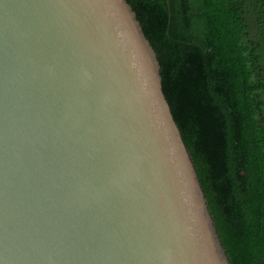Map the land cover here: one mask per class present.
I'll return each mask as SVG.
<instances>
[{
    "label": "water",
    "instance_id": "1",
    "mask_svg": "<svg viewBox=\"0 0 264 264\" xmlns=\"http://www.w3.org/2000/svg\"><path fill=\"white\" fill-rule=\"evenodd\" d=\"M0 264H230L126 0H0Z\"/></svg>",
    "mask_w": 264,
    "mask_h": 264
},
{
    "label": "trees",
    "instance_id": "2",
    "mask_svg": "<svg viewBox=\"0 0 264 264\" xmlns=\"http://www.w3.org/2000/svg\"><path fill=\"white\" fill-rule=\"evenodd\" d=\"M230 264H264V0H126Z\"/></svg>",
    "mask_w": 264,
    "mask_h": 264
}]
</instances>
